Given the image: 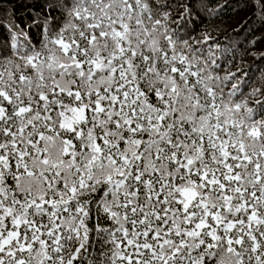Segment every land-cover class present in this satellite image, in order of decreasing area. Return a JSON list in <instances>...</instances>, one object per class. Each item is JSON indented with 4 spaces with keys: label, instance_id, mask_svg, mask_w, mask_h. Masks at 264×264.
Listing matches in <instances>:
<instances>
[{
    "label": "snow or ice",
    "instance_id": "obj_1",
    "mask_svg": "<svg viewBox=\"0 0 264 264\" xmlns=\"http://www.w3.org/2000/svg\"><path fill=\"white\" fill-rule=\"evenodd\" d=\"M257 45L264 0H0V264H264Z\"/></svg>",
    "mask_w": 264,
    "mask_h": 264
},
{
    "label": "trees",
    "instance_id": "obj_2",
    "mask_svg": "<svg viewBox=\"0 0 264 264\" xmlns=\"http://www.w3.org/2000/svg\"><path fill=\"white\" fill-rule=\"evenodd\" d=\"M221 2H223V0H221ZM236 0H232V3L235 5ZM229 16H232L233 19L228 21V24L230 27H236L237 26V22L243 20L244 18V13L239 12V13H235L233 14L231 11L229 12ZM225 19L227 20V17H225ZM257 52L264 50V45H257L256 49ZM253 60L252 57H248L247 60L245 61V63H251ZM236 70V65H230L227 69H225L223 66L221 67V74H224L225 71H235Z\"/></svg>",
    "mask_w": 264,
    "mask_h": 264
}]
</instances>
